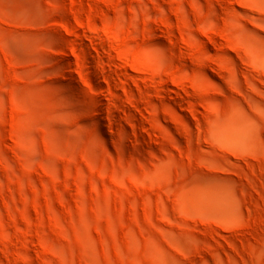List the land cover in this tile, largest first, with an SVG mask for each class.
<instances>
[{
	"label": "rangeland",
	"instance_id": "rangeland-1",
	"mask_svg": "<svg viewBox=\"0 0 264 264\" xmlns=\"http://www.w3.org/2000/svg\"><path fill=\"white\" fill-rule=\"evenodd\" d=\"M0 264H264V0H0Z\"/></svg>",
	"mask_w": 264,
	"mask_h": 264
},
{
	"label": "bare ground",
	"instance_id": "bare-ground-1",
	"mask_svg": "<svg viewBox=\"0 0 264 264\" xmlns=\"http://www.w3.org/2000/svg\"><path fill=\"white\" fill-rule=\"evenodd\" d=\"M91 56H92V55H91ZM66 62H67V64H70V61H68V59H66ZM100 68H101L102 71H105V70H106V68L103 67V66H101Z\"/></svg>",
	"mask_w": 264,
	"mask_h": 264
}]
</instances>
